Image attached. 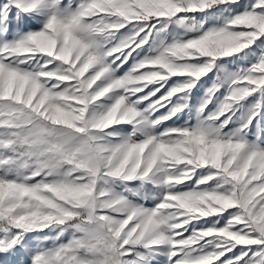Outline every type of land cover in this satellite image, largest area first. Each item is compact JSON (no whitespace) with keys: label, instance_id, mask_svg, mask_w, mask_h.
<instances>
[{"label":"snow or ice","instance_id":"snow-or-ice-1","mask_svg":"<svg viewBox=\"0 0 264 264\" xmlns=\"http://www.w3.org/2000/svg\"><path fill=\"white\" fill-rule=\"evenodd\" d=\"M0 264H264V0H0Z\"/></svg>","mask_w":264,"mask_h":264}]
</instances>
